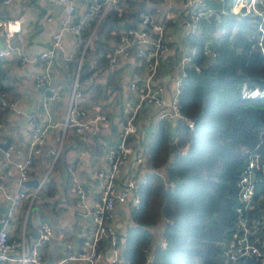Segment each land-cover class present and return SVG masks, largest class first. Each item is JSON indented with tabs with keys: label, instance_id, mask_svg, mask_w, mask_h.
Returning <instances> with one entry per match:
<instances>
[{
	"label": "crops",
	"instance_id": "1",
	"mask_svg": "<svg viewBox=\"0 0 264 264\" xmlns=\"http://www.w3.org/2000/svg\"><path fill=\"white\" fill-rule=\"evenodd\" d=\"M75 4L74 16L71 23L78 21L84 13L90 0H73ZM143 2L142 10L152 13L160 18L167 6L162 0H121L117 4L125 12V23H132L133 11ZM177 6H180L178 3ZM115 7V6H114ZM62 4L57 0H11L8 4L0 2V17H17L21 20L22 35L13 40L19 46L16 50L6 49L5 55L0 57V86L8 101L18 98L19 106L24 111L32 105L33 97L41 98L43 89L40 90L33 83V79L40 72V65L36 59L29 61L25 66L19 64V52L29 58L36 56L49 44L53 33L61 27ZM117 27L126 28L123 22ZM133 24V23H132ZM90 28H85L83 36L88 37ZM2 31H0V39ZM91 39L85 46L76 41L75 35L70 31H63L62 50L63 58L59 62L60 70L54 58L52 69V82L58 87V96L50 104V118L54 123L43 145L40 155L34 157L27 180L37 179L42 183L37 196L28 209V201L10 211L9 200L0 192V219L6 214L9 216L8 237L9 240H19L22 232L25 235L27 249L36 244V225L40 221L48 222L53 229V237L49 244H40L39 249L47 263L49 257L55 263L68 252L80 250L83 246L82 234L77 241L78 231L82 225H92L91 218L87 216L85 209L75 205V193L71 190L72 180L76 179L85 193V202L91 206L98 198L102 184L106 177L107 161L106 149L115 144L119 138L120 121L127 113L129 105L137 99L136 91H128L126 83L134 72L142 73L144 67L134 55L120 58L116 62L108 61L106 52L116 44L113 35L101 36L97 42ZM165 42L168 49L162 54L160 69L156 76V82L163 84L164 96L170 99L174 92L175 82L181 74V59L186 53L191 41L189 33V17L185 12L177 14L169 23L165 31ZM82 56V74L90 80L82 84L75 96V108H83L87 115L74 114L77 119H88L92 106L99 105L100 111L109 116V123L96 134H86L82 142L79 136L70 126L65 127L64 121L69 110L70 84L68 79L73 76L74 64ZM73 53L74 57L65 61V56ZM33 114L40 120H47L48 115L38 106ZM163 114V119L158 116ZM22 115L5 107L0 119L4 122L1 129L0 144L9 140V146H13V152L9 157H4L0 151V173L6 169L11 170L5 180V187L16 188L19 186L18 173L15 162L24 155L28 148V126H22L19 119ZM165 121L171 135L175 133L176 118L171 114L169 107H159L148 102H143L137 111V131L130 136L129 143L132 151L121 171V183L129 175L141 158L139 163V176H146L151 171L148 161V147L154 137L158 122ZM56 123V124H55ZM20 149V153L16 152ZM70 166V170L68 168ZM100 172L101 176H96ZM30 182V181H29ZM33 192L37 186L32 183L20 185ZM121 186V184H120ZM131 197L125 203L114 208L113 226L116 232L123 233L129 222V214L132 206ZM162 226L157 227L153 234L150 246L151 258L153 249L158 244ZM164 232V231H163ZM17 251L12 252L11 257ZM111 250L103 247V258L100 264L110 263ZM1 264H14L12 260H6ZM68 264H84L72 262Z\"/></svg>",
	"mask_w": 264,
	"mask_h": 264
},
{
	"label": "built area",
	"instance_id": "2",
	"mask_svg": "<svg viewBox=\"0 0 264 264\" xmlns=\"http://www.w3.org/2000/svg\"><path fill=\"white\" fill-rule=\"evenodd\" d=\"M11 0H0L3 4H8ZM63 6L61 15V27L52 34L48 46L41 51L36 58H29L19 52V64L25 66L29 61L36 59L40 65V72L33 79L36 87L43 86V92L40 98L39 107L48 115L47 120L38 119L33 113L27 116V126L29 133L28 148L24 155L15 162L18 173L19 186L16 188L5 187L3 180L11 170L6 169L0 173V192L9 200L10 211L17 208L23 200L28 201V209L31 208L40 184L33 192L21 187L29 176V171L35 156L43 151V145L49 128L54 125L50 118V104L58 96V87L52 82V69L56 52L62 49L63 31L72 32L76 41L80 45H86L92 38L96 28L105 17L106 13L112 7H117L121 0H90L82 16L75 23H71L74 16L75 4L73 0H57ZM166 3L164 14L158 18L152 13L141 10L140 18L134 26L127 28L113 27L110 34L116 39L117 44L109 51L106 56L109 62L114 63L120 58L131 56L132 47H137V57L144 71L142 73L134 72L126 83L128 91H136L137 99L134 104L129 105L127 115L121 119L120 135L117 142L109 146L105 151L107 161V172L102 184L100 193L95 202L89 206L85 202V193L81 186L73 178L71 190L75 193V205L85 209L87 216L91 218L92 225H82L81 234L84 237L83 246L80 250L68 252L61 259L53 264H68L72 262H82L84 264H100L103 258V247L106 245L111 250L110 263H121L122 241L114 229V208L125 203L129 197L133 207L138 206L139 198L135 194L138 186L146 182V176H139V163L141 158H137V163L130 171L129 175L121 183V171L126 160L132 151L129 143L130 136L137 131V111L143 102L152 105L169 107L171 114L176 119L184 120L189 128L194 127V120L184 117L181 113L179 92L183 79L186 77L185 66L192 60L193 55L198 51L196 44H190L186 53L181 59V74L175 82L174 92L169 100L164 96V86L156 82V76L160 69L162 54L168 49L165 42V31L169 23L177 14L185 12L189 17V33L194 34L200 28L202 20L215 19L219 22L222 19L221 13L225 10L217 11L208 0H162ZM224 2L225 0H218ZM230 10L233 13L248 15L251 19L253 29L250 38L254 40V45L264 55V0H231ZM180 6H177V4ZM90 28L88 37L83 36L85 28ZM0 57L5 55L6 49L16 50L18 45L15 43L22 35L21 20L17 17H0ZM202 52L207 57H214L215 51H212L207 45L202 48ZM84 48L80 52L79 58L74 64L72 82L70 84L69 110L64 121V126H70L83 142L86 134H96L101 128L109 123V116L100 111L99 105L92 106L91 115L88 119H77L74 114L85 116L87 112L83 108H75V96L79 92L82 84L87 83L90 78L82 76V56ZM74 57L73 53L65 56V61L69 62ZM240 95L243 98H255L264 96V88L257 85H249L247 82L241 83L239 87ZM2 104L17 114H24V109L19 106L18 98L8 101L5 93L0 92ZM163 114L158 116V120L163 119ZM56 124V123H55ZM4 127L3 120L0 119V131ZM264 130H260L261 138L251 146H242L243 153L247 159L237 181L239 189V203L235 208L236 224L232 238L223 241L220 244L222 260L227 264H235L240 259L254 257L259 264H264V210L258 212V216L253 217V210L260 208L255 203L257 191V175L260 172L264 181V149L259 151L263 145L262 137ZM1 137V134H0ZM13 146L0 151L4 157H9L13 152ZM16 152L20 153V149ZM70 170V166H68ZM96 176H101L100 172H95ZM121 184V186H120ZM0 264L6 260H12L14 264H46L44 256L39 249L40 244H49L53 237V229L46 221H40L35 228L36 244L27 249L25 246V235L19 240H9L8 227L9 216L0 219ZM161 247L166 246L164 236L160 235L158 244ZM17 251L11 257V253ZM144 252L148 256V262L151 261L150 248Z\"/></svg>",
	"mask_w": 264,
	"mask_h": 264
},
{
	"label": "trees",
	"instance_id": "3",
	"mask_svg": "<svg viewBox=\"0 0 264 264\" xmlns=\"http://www.w3.org/2000/svg\"><path fill=\"white\" fill-rule=\"evenodd\" d=\"M208 2L225 13L219 22L202 20L198 32L190 33L199 49L185 66L178 95L181 113L194 120V127L177 119L171 137L167 123L158 122L147 150L151 171L138 186V206L131 207L127 227L119 234L120 264H227L220 244L235 230L237 181L247 159L241 147L254 145L264 130V96L243 98L239 87L247 82L264 88V55L250 38L248 15L233 13L231 0ZM124 16L120 6L109 9L91 39L96 35L97 42L110 35ZM205 45L216 52L214 57L203 54ZM5 107L0 96V115ZM263 149L261 145L259 151ZM256 183L255 203L260 208L253 210V217L264 210L260 172ZM160 226L165 227L166 246L156 245L147 263L144 250ZM235 264L259 262L247 257Z\"/></svg>",
	"mask_w": 264,
	"mask_h": 264
},
{
	"label": "water",
	"instance_id": "4",
	"mask_svg": "<svg viewBox=\"0 0 264 264\" xmlns=\"http://www.w3.org/2000/svg\"><path fill=\"white\" fill-rule=\"evenodd\" d=\"M143 4H144V3L141 2L140 5H139V6L133 11L134 19H133L132 23H133L134 25L137 24V22H138V20H139V18H140V13H141V10H142V6H143ZM132 49H133V53H134V55H137V47H136V46H133ZM63 55H64V54H63V50H62V49L57 50V52H56V56H55V63H56L57 67H58L60 70H62V69H61V67L59 66V62H60L61 59L63 58ZM68 82H69V84H71V82H72V77H70V78L68 79ZM39 89L42 90V89H43V86H40ZM39 102H40V98L34 96V97H33V103H32V105L28 106V107L25 109L24 114H22V116H21L20 119H19V123H20V125H22V126L27 125V116H28V114L33 113V112H35V111L37 110V107H38V105H39ZM8 145H9V140H6V141L1 145V147H2V149H5ZM29 181H30V182H29ZM26 183H32L33 186H37V185L39 184V180H37V179H34V180H25V181L23 182V184H26ZM0 228H1V225H0ZM164 230H165V227H162V228H161V231H160V235H161V236L163 235V231H164ZM80 234H81V227L79 228V231H78L77 241H78L79 237L81 236ZM46 264H53L51 257H49V260H48V262H47Z\"/></svg>",
	"mask_w": 264,
	"mask_h": 264
}]
</instances>
